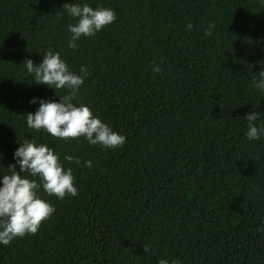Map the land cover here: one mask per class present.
<instances>
[{
	"label": "trees",
	"instance_id": "obj_1",
	"mask_svg": "<svg viewBox=\"0 0 264 264\" xmlns=\"http://www.w3.org/2000/svg\"><path fill=\"white\" fill-rule=\"evenodd\" d=\"M70 2L116 13L77 42L89 57L67 47ZM49 48L71 71L88 69L74 103L124 135L121 147L27 126L21 115L39 100L67 94L33 83L23 63ZM261 70L264 0H0V179L35 137L78 189L62 200L38 189L54 213L35 235L0 244V264H264V135L250 141L244 118L256 111L264 126Z\"/></svg>",
	"mask_w": 264,
	"mask_h": 264
},
{
	"label": "clouds",
	"instance_id": "obj_2",
	"mask_svg": "<svg viewBox=\"0 0 264 264\" xmlns=\"http://www.w3.org/2000/svg\"><path fill=\"white\" fill-rule=\"evenodd\" d=\"M65 11L77 22L70 21L67 31L71 34L67 47L76 50L81 37H93L105 26L116 20V13L111 8H93L87 3H66ZM191 30V23L186 25ZM215 28L210 23L204 30L205 36L212 35ZM89 48L76 50L81 56L89 57ZM27 73L32 76L33 83L44 84L54 90L65 89L67 94L59 97V102L39 100V107L35 113L21 115L26 118L27 126L34 130H45L52 137L61 140H75L86 138L90 145H101L106 149L121 147L126 137L113 131L98 116H94L91 109L83 104L74 103L77 100L81 85L89 75L86 67L81 66L77 74L70 70L68 64L61 58L60 52L49 48L38 65L31 59L23 61ZM154 73L159 74L158 64L152 66ZM259 79H253L254 87L264 92V70L259 73ZM34 98L30 103H36ZM248 122L246 133L250 141L257 140L264 135V126H257L259 113L252 111L244 117ZM14 164L8 165L6 172L0 179V244L9 245L15 238H23L26 234L35 235L42 223L54 213L52 204L38 195V189L49 196L62 200L66 195L75 197L78 189L75 187L71 168L65 170L60 157L47 144L37 143L35 137L25 139L14 151ZM69 163L80 165L79 157L65 155ZM19 165V172L16 171ZM84 166L91 168L92 162L85 161ZM27 173V176L23 175ZM29 177H38L30 179ZM153 250L149 245H143V253ZM158 264H169V260L161 259ZM171 264H181L177 258Z\"/></svg>",
	"mask_w": 264,
	"mask_h": 264
}]
</instances>
